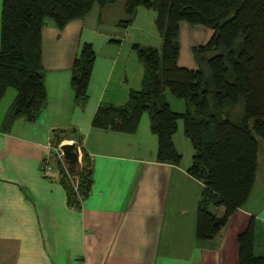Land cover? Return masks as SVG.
<instances>
[{
  "label": "crops",
  "instance_id": "crops-1",
  "mask_svg": "<svg viewBox=\"0 0 264 264\" xmlns=\"http://www.w3.org/2000/svg\"><path fill=\"white\" fill-rule=\"evenodd\" d=\"M134 17L126 26L118 24L126 14L124 0H116L92 6L61 29L50 20L41 27L44 107L34 120L17 118L7 131L0 129V264H237V236L250 220L253 254L264 261V140L257 141L255 178L246 201L219 239L208 242L194 237L203 185L185 171L191 148L178 125L172 135L181 154L177 165L155 160L156 136L145 113L132 133L91 125L98 105H122L140 85L142 66L133 59L135 42L129 35ZM186 32L199 41L187 39V48L211 34L180 23L178 41ZM85 42L95 56L88 98L79 106L73 102L70 67ZM178 60L179 66L195 68L189 56L181 64ZM13 96L7 88L0 99V124ZM53 130L61 131L59 143L78 144L79 162L81 153L89 159L90 185L78 208L68 204L56 169L39 172ZM209 210L215 213L214 207Z\"/></svg>",
  "mask_w": 264,
  "mask_h": 264
},
{
  "label": "trees",
  "instance_id": "trees-1",
  "mask_svg": "<svg viewBox=\"0 0 264 264\" xmlns=\"http://www.w3.org/2000/svg\"><path fill=\"white\" fill-rule=\"evenodd\" d=\"M115 1H0V99L7 88L14 91L0 124L2 131L17 118L34 120L44 107L40 29L46 21L61 29L68 21L82 18L92 6ZM137 7L154 12L159 45L131 44L142 66L140 85L129 91L122 105H98L91 125L132 133L145 113L149 130L156 136L155 160L177 165L181 154L172 135L180 120L191 148L185 171L203 185L196 202L194 237L216 242L229 217L249 195L257 141L264 140V0H124L126 19L118 24H129ZM183 22L211 30L203 44L190 47L194 69L176 62L178 27ZM94 56L91 44L85 42L72 60L69 84L75 105L87 101ZM166 92L183 101L182 111L170 108ZM59 132H52L49 142L53 146L61 140ZM69 168L53 159L50 169L57 170L68 204L78 208L90 185L89 159L81 153L80 162ZM237 242V264H264L262 257L253 254L251 220Z\"/></svg>",
  "mask_w": 264,
  "mask_h": 264
},
{
  "label": "rangeland",
  "instance_id": "rangeland-1",
  "mask_svg": "<svg viewBox=\"0 0 264 264\" xmlns=\"http://www.w3.org/2000/svg\"><path fill=\"white\" fill-rule=\"evenodd\" d=\"M152 15H154V12L150 9H146V8L142 7V8H139V11L136 10V12L134 14L135 17L133 16L134 17V21H133L134 26L129 31V33H130L129 35L132 38L133 42L138 43L141 46L154 45L157 47L159 45V35H158V32L156 31L155 26L153 24ZM183 23H182V25H183ZM184 24L189 28L192 27L191 25H188L186 23H184ZM194 26H196V25H194ZM201 27L205 28L207 31L210 30L207 27H204V26H201ZM209 36H210V34H209ZM187 39L190 42H193L192 44H194V43L197 44L199 42L196 40L193 41L191 39L189 33H187V32L185 34H181V37L178 41V43H179V46H178V56H179L178 62H179V64H181V62H184L186 56L190 57V61L192 60V63L194 62L192 55H191V52H190V47L189 48L186 47ZM131 53L133 55V59L135 60L136 54L133 51V49H132ZM131 61H132V59H131ZM187 68H191V67H187ZM165 95L169 99L168 101H169L172 109L178 110L181 108L180 110L181 111L183 110L184 103L182 100L173 97L172 95H170L167 92L165 93ZM175 103H179V105H181V106L176 107ZM236 111L239 112V106H237ZM177 125H178V131H180V129H181V121L180 120L177 121ZM179 135H181L182 138L184 137L181 132H179ZM187 145L190 149L189 144H187Z\"/></svg>",
  "mask_w": 264,
  "mask_h": 264
},
{
  "label": "built area",
  "instance_id": "built-area-1",
  "mask_svg": "<svg viewBox=\"0 0 264 264\" xmlns=\"http://www.w3.org/2000/svg\"><path fill=\"white\" fill-rule=\"evenodd\" d=\"M59 143L57 146H53L49 141L45 144L46 151L44 152L42 159L39 164V172L44 175L52 167L53 159L62 160V151ZM79 151L77 146V159L79 162Z\"/></svg>",
  "mask_w": 264,
  "mask_h": 264
},
{
  "label": "water",
  "instance_id": "water-1",
  "mask_svg": "<svg viewBox=\"0 0 264 264\" xmlns=\"http://www.w3.org/2000/svg\"><path fill=\"white\" fill-rule=\"evenodd\" d=\"M60 149L62 151V161L65 162L67 168L70 171L71 165H75L78 163L77 159V146L75 142L64 143L60 145Z\"/></svg>",
  "mask_w": 264,
  "mask_h": 264
}]
</instances>
